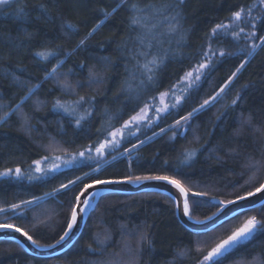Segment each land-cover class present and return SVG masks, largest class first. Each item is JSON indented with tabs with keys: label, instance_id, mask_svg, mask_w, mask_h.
Listing matches in <instances>:
<instances>
[{
	"label": "trees",
	"instance_id": "obj_1",
	"mask_svg": "<svg viewBox=\"0 0 264 264\" xmlns=\"http://www.w3.org/2000/svg\"><path fill=\"white\" fill-rule=\"evenodd\" d=\"M138 2L163 11L162 16L152 18L157 27L149 29L146 36L153 53H167L151 85L142 84L136 70L134 53L140 46L136 42L138 32L129 23L127 4L91 36L88 34L104 19L105 12L120 2L18 0L0 9V172L10 168L14 173L19 167L23 174L21 179L14 175L0 178V208L6 209L0 214V225L18 226L39 244L52 245L66 229L74 195L96 178L176 176L189 189L195 220L218 210L213 197L219 201L235 199L264 182V48L248 55L251 41L245 38L250 31L247 23L232 25L229 35L221 33L209 40L217 23L229 24L233 11L254 3L253 16L262 17L256 21L257 35L264 36V10L259 0H184L179 7H175V0ZM169 4L173 7L167 8ZM17 7L24 9V18L16 15ZM169 22L176 26L173 35H169ZM240 27L244 32L234 40L231 33ZM209 44L217 55L211 57L214 66L202 77L199 87L189 89L184 101L152 128H142L139 139L125 140L103 159L82 160L40 180L27 178L41 175L34 171V161H43L45 156L49 157L46 163L55 156L71 159L92 146L95 157L94 149L103 142L107 130L120 128L135 114L131 109L139 111L145 102L153 103V96L157 102L159 94L170 88L181 95V79L200 62ZM219 50L232 55L221 58ZM41 51L55 55L44 61L36 55ZM245 59L248 63L216 101L188 124L181 120L182 127H170L205 99H211ZM54 67L55 76L46 79ZM65 83L71 87H63ZM237 95L241 99L233 105ZM80 97L84 102L77 112L91 115L77 128L74 118L54 105L57 101L74 105ZM161 128L166 131L161 132ZM140 139L145 142L133 147ZM125 149L132 150L130 158L127 153L120 155ZM186 152L195 153L188 164L182 163ZM113 154L117 159H112ZM257 161L258 170H254L250 164ZM97 167L99 171H95ZM69 181L76 184L56 192ZM193 192L204 195L194 196ZM49 193L55 195H46ZM14 204L21 208L12 211ZM252 215L264 220V209L246 211L232 225ZM223 231L218 227L205 234L189 232L179 223L174 202L165 195H107L99 200L79 240L66 254L40 259L13 242L1 241L0 264H198L202 255L196 251L197 242L211 243V238ZM181 251L186 255L179 256ZM226 264H264V232L230 253Z\"/></svg>",
	"mask_w": 264,
	"mask_h": 264
},
{
	"label": "snow or ice",
	"instance_id": "obj_2",
	"mask_svg": "<svg viewBox=\"0 0 264 264\" xmlns=\"http://www.w3.org/2000/svg\"><path fill=\"white\" fill-rule=\"evenodd\" d=\"M14 3H18V0H0V9L7 8L12 6ZM127 4V9L130 12L129 23L130 26L138 32L137 35V43L140 46V50L134 53V58L136 59V70L141 74V83L144 84L147 82L148 84H154L156 82V75L158 70L161 68L163 59L167 58V53L156 54L152 52L153 45L148 42L146 36L149 33V29L155 30L157 25L153 23L152 18L162 16L163 13L160 9L155 8L152 4H148L147 7L142 6L138 0H120V3L117 4L115 8L111 11L105 12L104 19L100 20L99 23L96 24L95 28L92 29L88 35L91 36L93 32L100 28L102 24H104L105 20L111 17L122 5ZM184 4V0H175V7H179ZM259 5L264 10V0H259ZM43 7V6H41ZM173 5H167V8H172ZM257 5L254 3L253 5L248 6L247 8L241 6L239 10L233 11L230 23L224 24L223 22L217 23L212 29L209 36V40L213 37L219 36L221 33L224 35H229L228 29L232 27V25H239L241 23L250 24V31L245 34V38L251 41L249 48L250 51L248 55L251 56L258 48H264V36H258L256 31V21L260 20L262 17L253 16V9L256 8ZM16 15L18 17L24 18L27 14L24 9L21 7H17ZM164 19H167L165 16ZM176 17L173 16L171 20H175ZM163 23V21H161ZM67 27L69 29L75 30V26L72 24H68ZM167 27L170 29L169 35H173L176 31V26L169 22ZM244 32V28L240 27L238 31H234L232 34L234 40H238L240 38V34ZM259 40V43L255 41ZM84 41H81L83 44ZM36 55L44 61H47L50 56H54L55 53L49 51H41L37 52ZM217 52L214 51L209 44L208 50L202 53V59L200 62L196 64V66L185 73V76L181 79V95H176L174 90L170 88L166 92H161L159 94L160 99L165 103L163 108L158 107L155 103L157 97L153 96V103L149 104L145 102L143 107H139V111H136L135 108L131 109V111L135 114L131 115L129 119L124 120L123 124L120 128L107 130V135L105 136L103 142L99 143L98 146L95 147L94 151L96 156L92 155L93 148L92 146L87 147L84 151L79 152L78 156L73 155L71 159H63L61 160L60 156H55L51 158V163H46L49 161V157L45 156L42 160H35V169L34 171L40 173L39 176L28 175L29 180H40L48 177L49 173H57L60 172L62 168H67L72 166L74 163H77L82 160H93L96 158L103 159L106 152L115 153L117 149L121 147V144L125 140H131V138L136 137L139 139L137 134L143 129L152 128L153 125H156L162 117L166 114H171L170 109L177 108L185 99V96L188 94V90L193 87L198 88L199 83L202 80V77L207 75V71L210 70L211 67L214 66L211 57L216 56ZM218 55L221 58L226 57L227 55H232V53H226L224 50H219ZM61 63H63L61 61ZM248 61L245 59L238 67H236L235 72L228 78L227 82L224 83L223 87L219 89V91L211 97V99H205L203 103L200 104L199 108H193L192 111L188 112L187 115L181 117L180 120H177L175 125L170 127L178 128L182 127L181 120L184 124H188V122L200 111H202L206 106L212 104L213 101H216L217 98L224 93L226 89L232 84L233 80L237 76V74L245 67ZM59 67V65H57ZM57 72V68H53L51 73H48L46 79L49 77H54ZM65 88H70L71 85L69 83H65L63 85ZM169 98L174 101L169 103ZM27 99V97H25ZM241 99L239 95H237L236 99L232 101L233 105H236L237 100ZM84 102V97H80L78 101L74 102V105H68L57 101L54 107L58 110H62L65 114L72 116L75 120V124L77 128H81V122L86 120L88 116L91 115V112H85L84 114H79L77 112V108ZM90 103V101H89ZM149 112L152 115H149ZM3 119V118H0ZM100 131V130H98ZM161 132H165L166 129L161 128ZM159 133H153V135H158ZM175 138V133L172 137ZM147 139H152V137H147ZM145 142V140L140 139L139 144H133V147H139ZM131 149H125V152L120 153V155L128 154L129 158L131 156ZM195 156L194 152H186L182 159V163L188 164ZM112 159H117L115 154L112 155ZM131 162V161H130ZM42 163L44 166L42 167ZM259 162H254L250 164V167L254 170H258ZM100 168L97 167L95 171H99ZM10 175H14L16 179L22 178V171L19 167L15 169L13 173L12 169H7L3 172H0V178H6ZM88 174L85 173V176ZM78 180H82L83 177H77ZM144 180H155V181H163L167 184L171 185L175 189H177L180 195L183 197V200L177 199L176 208L178 211H181L183 216L188 217L189 220L192 219L191 215V205L188 199L189 189L185 188L182 184L181 180L176 178V176L170 175H149V176H135L130 177L126 181L124 180H102L96 178L92 181L91 184H85L83 189L80 190L78 195H74L73 201L69 203L70 209V217L66 223V229L63 231L62 235L59 236V239L56 240V244H60L65 241L67 237L71 233H73L74 229L78 227V220L83 218V215L86 214V209L91 206L92 197H87L86 199H81L82 196L88 191L89 188L94 187L95 185H108V184H118V183H140ZM69 184L75 185L76 181H69ZM69 184H61L60 188L56 190L59 192L61 190H66L69 187ZM258 193H264V183H261L258 187L255 188L254 191L249 190L245 194L238 195L235 199L228 200H220L217 201L215 207L218 208V211L213 213V216L207 217L208 220H213V217L220 218L222 215L221 223L219 227L223 228L224 231L219 236L212 237V242L209 243L208 240L198 241L196 244V251L202 255V259H199L198 264H226L227 256L232 253L234 250H237L240 246L246 245L247 242L252 240L257 233L264 232V220L257 219L255 215L247 216L242 222L237 225H232L233 220H239L241 215L245 214V206L239 205V201H248L250 197L257 196ZM46 195L54 196L55 193H49ZM194 196H202L204 193L193 192ZM43 199V198H40ZM215 201V197L212 198ZM259 204L256 201L252 202L254 207L260 206L264 209V196L258 198ZM24 204H31L32 201H24ZM230 205H237L235 208H229ZM21 208V205L14 204L12 205V211H16ZM6 211V209L0 208V212ZM231 225V227H227ZM9 228L14 232H20L21 235L26 236V238L32 242V244L37 247H44L45 245H41L37 242V240L33 239L31 235L27 232L22 231V229L18 226L12 224L0 225V229ZM213 232L216 231L214 227ZM144 240L151 246V242L147 240V237H144ZM48 247H55L56 245H47ZM179 256L186 255L185 251H181L178 253Z\"/></svg>",
	"mask_w": 264,
	"mask_h": 264
},
{
	"label": "water",
	"instance_id": "obj_3",
	"mask_svg": "<svg viewBox=\"0 0 264 264\" xmlns=\"http://www.w3.org/2000/svg\"><path fill=\"white\" fill-rule=\"evenodd\" d=\"M126 181V180H124ZM264 183V182H263ZM91 184V183H90ZM138 195V194H160L169 197L175 204V214L179 223L193 234H205L211 232L213 228H218L222 215L220 218L213 217V220H208L207 218L202 220H191L188 217L183 216L181 211H178L176 208L177 199L183 200V197L180 195L179 191L163 181L155 180H144L140 183H118V184H108V185H95L92 188H89L81 199H86L87 197H92L91 206L86 209V214L83 215V218L78 220V227H76L65 239V241L60 244L54 243L55 247H37L32 244L26 236L21 235L20 232H14L9 228L0 229V242L8 241L13 242L19 245L27 254L40 259H55L70 251L80 236L82 235L85 226L88 222V219L91 213L95 210L96 206L99 203V200L107 195ZM264 196V193H258L257 196L250 197L248 201H239V205L245 206V212L253 209H257L260 206L254 207L252 205L253 201H256L259 204V197ZM219 200H213L216 203ZM237 205H230L229 208H235ZM218 211V210H217ZM216 211V212H217ZM213 216V214L211 215ZM5 225V224H4ZM53 245V244H52Z\"/></svg>",
	"mask_w": 264,
	"mask_h": 264
},
{
	"label": "rangeland",
	"instance_id": "obj_4",
	"mask_svg": "<svg viewBox=\"0 0 264 264\" xmlns=\"http://www.w3.org/2000/svg\"><path fill=\"white\" fill-rule=\"evenodd\" d=\"M116 1H118V2H120V0H116ZM161 12H163V11H161ZM180 87V90H181V88L183 87V86H179ZM175 93H177V91L175 92ZM170 98H169V103H170ZM156 103V105L158 106V107H161V108H163L164 106H165V103L159 98L158 99V101L157 102H155ZM149 115H152V113L151 112H149ZM70 186H72L71 184L69 185V187ZM68 187V188H69ZM40 200V199H39ZM39 200H37V201H39ZM37 201H33V202H37ZM5 211H2V212H0V214L1 213H4ZM2 225H4V224H2ZM258 234V233H257Z\"/></svg>",
	"mask_w": 264,
	"mask_h": 264
}]
</instances>
